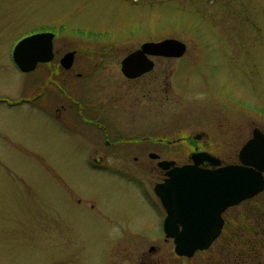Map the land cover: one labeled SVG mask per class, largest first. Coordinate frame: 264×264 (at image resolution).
I'll return each instance as SVG.
<instances>
[{"label": "rangeland", "instance_id": "374dc122", "mask_svg": "<svg viewBox=\"0 0 264 264\" xmlns=\"http://www.w3.org/2000/svg\"><path fill=\"white\" fill-rule=\"evenodd\" d=\"M6 3L13 8L7 21L21 23L30 12L33 21L45 14L46 23L62 24L63 36L77 40L83 54L90 50L94 70L109 74L111 93L102 96L118 106H143L142 129L155 123L165 140L204 134L199 146L231 161L234 139L240 147L252 124L264 126V0ZM20 35L8 37L4 63ZM167 38L184 42L185 55L155 59L153 73L137 84L126 82L122 58L142 42ZM53 136L47 129L42 158L1 159L0 264H136L143 247L161 246L156 215L141 190L157 178L144 171L121 176L94 170L81 142L67 136L58 147ZM165 147L147 151L185 161L191 149L186 143ZM60 149L62 154L54 152ZM148 152L138 162L108 163L151 168L156 161ZM168 251L145 254L151 264H186Z\"/></svg>", "mask_w": 264, "mask_h": 264}, {"label": "flooded vegetation", "instance_id": "af4514ba", "mask_svg": "<svg viewBox=\"0 0 264 264\" xmlns=\"http://www.w3.org/2000/svg\"><path fill=\"white\" fill-rule=\"evenodd\" d=\"M6 1L0 0V75L2 77L0 79V163L3 164L1 159L7 157L42 158L45 156L43 144L49 129L54 132L53 142L58 143V147H61L59 141L67 136L81 142L82 153L90 160V167L94 170L121 176H131L133 173H139L138 171L140 173L144 171L145 174L155 176L157 180L147 183L148 189L141 190L148 201V207L156 215L157 224H159L157 239L163 240V246L149 243L142 248V256L136 264H151L154 261L150 260L148 255L146 256V251L154 255L166 247L169 250L168 253L173 256L174 241L167 237L164 230V221L168 212L155 191L156 186L168 178L167 172H170L173 167L164 170L158 166L159 162L174 161L175 166L180 167L192 163L193 154L205 152L218 158L221 164L215 166L205 161L201 165L203 170L216 172L227 165H241L239 154L242 147L254 139L255 129L264 135V126L252 124L250 134L243 140L240 147H237V138L234 139L233 142L236 143L232 156L234 159L231 161L199 146L204 134L165 140L164 136L158 135V129L155 128L158 125L155 123L142 129L143 106H118L108 102L106 97L102 96L111 93L108 85L110 77L102 70H94L98 68V65L94 64L93 55L89 54L90 50L86 51L87 54H83V48L77 40L63 36L62 24L44 21L47 20L45 14H41L36 21H33L30 12L23 15L21 23L7 21L4 15H10L13 8ZM17 26H21L22 29ZM23 28L26 32L20 35ZM43 33L53 35L51 53H47V39L35 44L26 52L28 61L38 60L35 67L28 71L21 70L14 59L16 45L24 38ZM10 34L20 36L17 40L15 39V44L9 49L7 61L4 63L6 58L2 56L5 51L4 45L8 43ZM150 41L152 40L145 42ZM145 42L129 51L122 60L140 49ZM86 46L89 48L90 44ZM69 53H74V58L70 67L67 68L62 61ZM80 56L81 62L78 59ZM49 57L50 59L47 60ZM149 58L154 62L152 71L138 78L129 79L121 70L124 80L130 84H137L142 78L153 73L156 67L155 59L162 57ZM8 73L13 75L12 80H9ZM134 89L141 90L137 85ZM119 90L120 88H115L114 92ZM181 143H186L191 148L185 161L162 156L159 151H147L153 147L162 149V147L166 148L165 146L173 147ZM54 152L62 154L61 149ZM146 152L150 159H153L151 155L158 156L157 159H153L156 165L151 168L123 167L108 163L110 159L138 162L140 158L146 156ZM129 164L132 163L129 162ZM2 167L11 169L6 165ZM204 186L208 187L207 184ZM72 193L75 200L78 193L75 191ZM180 195L181 193L174 192V189L168 192V196L175 197L170 199L173 202L177 201V196ZM200 195L201 192L187 194L188 202L192 204L187 209L188 223H193L191 226L197 227L204 219L210 222V227H216V224L213 225L212 222L216 223L217 191H206L203 194L204 198L197 200L196 198ZM244 206L248 207L247 211L238 213ZM220 217L223 221L221 232L208 249L197 250L192 257L177 256L184 259L186 264H264V189L252 198L227 207L220 213ZM179 229L181 231L183 227L179 225ZM197 236H206V234Z\"/></svg>", "mask_w": 264, "mask_h": 264}, {"label": "water", "instance_id": "95a60500", "mask_svg": "<svg viewBox=\"0 0 264 264\" xmlns=\"http://www.w3.org/2000/svg\"><path fill=\"white\" fill-rule=\"evenodd\" d=\"M52 34L43 33L33 35L21 40L14 49L16 64L23 71L33 69L38 60L32 62L26 59L27 49L47 39V53L52 50ZM187 51V45L175 38H167L158 42H145L141 48L131 53L121 62L122 73L129 79L138 78L154 69V62L149 57L182 58ZM74 53H69L63 58V64L69 68L72 64ZM47 58V60H49ZM44 61V59H42ZM254 139L246 143L239 154L241 165H227L216 172L203 170L201 165L208 161L212 165H220L221 161L205 152L196 153L191 156L192 163L175 166L174 161H160L158 166L164 170L173 169L167 172L168 178L158 184L155 191L161 200L162 205L168 212L164 221V230L168 238L173 239L175 253L180 257H192L197 250H206L215 241L221 232L223 221L220 213L227 207L236 205L246 199L252 198L264 189V135L254 130ZM153 159L158 156L151 155ZM208 187H205L206 185ZM181 193L175 198L168 196V192ZM206 191H217L216 197V227H210V222L198 221L200 225L192 227L188 223L187 209L188 193L197 192L201 195L196 199L204 198ZM209 198V197H208ZM215 199V196H213ZM198 222H194L197 223ZM179 225L183 227L180 231ZM200 232V233H199ZM206 234V236H197Z\"/></svg>", "mask_w": 264, "mask_h": 264}, {"label": "built area", "instance_id": "2783aa9c", "mask_svg": "<svg viewBox=\"0 0 264 264\" xmlns=\"http://www.w3.org/2000/svg\"><path fill=\"white\" fill-rule=\"evenodd\" d=\"M134 2H137L138 0H133Z\"/></svg>", "mask_w": 264, "mask_h": 264}]
</instances>
